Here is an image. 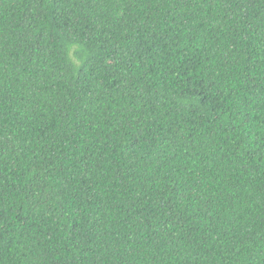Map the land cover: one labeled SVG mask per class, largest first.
I'll return each instance as SVG.
<instances>
[{
    "label": "trees",
    "instance_id": "obj_1",
    "mask_svg": "<svg viewBox=\"0 0 264 264\" xmlns=\"http://www.w3.org/2000/svg\"><path fill=\"white\" fill-rule=\"evenodd\" d=\"M0 264H264V0H0Z\"/></svg>",
    "mask_w": 264,
    "mask_h": 264
}]
</instances>
